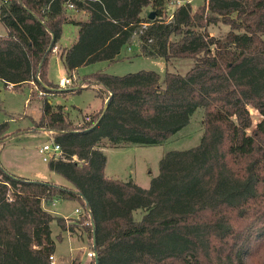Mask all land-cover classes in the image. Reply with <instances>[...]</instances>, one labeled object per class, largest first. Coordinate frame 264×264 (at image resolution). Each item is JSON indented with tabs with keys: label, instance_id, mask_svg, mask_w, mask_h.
<instances>
[{
	"label": "trees",
	"instance_id": "obj_1",
	"mask_svg": "<svg viewBox=\"0 0 264 264\" xmlns=\"http://www.w3.org/2000/svg\"><path fill=\"white\" fill-rule=\"evenodd\" d=\"M201 1L194 11L188 3L176 6L169 18L162 15L165 0H0L4 88L32 83L44 95L93 88L102 99L80 126L63 107L40 101L33 130L47 132L61 150L47 169L72 188L27 180L0 165V264H51L52 221L59 234L87 235L92 264H264V0ZM208 15L228 27L221 38L205 33L214 22ZM63 25L76 27V37L52 53ZM134 35L141 56L190 59L192 67L162 78L152 71L96 72L73 84L79 67L117 62ZM50 55L61 61L65 89L47 79ZM197 109L199 143L164 153L147 189L104 176L102 149L159 144ZM5 132L1 124L0 148L11 137ZM54 199L85 207L86 225L83 218L65 224L41 208Z\"/></svg>",
	"mask_w": 264,
	"mask_h": 264
},
{
	"label": "rangeland",
	"instance_id": "obj_2",
	"mask_svg": "<svg viewBox=\"0 0 264 264\" xmlns=\"http://www.w3.org/2000/svg\"><path fill=\"white\" fill-rule=\"evenodd\" d=\"M172 1L165 0L162 6V15L165 17L169 16L176 7L171 3ZM182 3H188L194 11L202 4V1L182 0ZM146 12L147 10H144L143 13ZM208 16L214 22L207 25L205 33L214 38H221L228 31V27L220 22L218 16ZM3 34L4 30L0 25V35ZM74 36L75 28L66 26L61 43L71 41ZM132 38L138 42L136 35ZM128 47L127 50V46H124L120 53L121 56H130V59L112 63L95 62L81 66L73 74L74 79L96 72L123 76L138 71H152L162 78L165 72L184 75L193 65L190 59L171 58L167 61L162 58L136 59L135 54L138 53V48L133 44ZM56 53L58 54V51ZM46 72L48 80L55 86H58L61 78H67L60 60L54 55L48 58ZM78 83H80L79 79L73 82V84ZM45 99L52 106L63 107L68 120L77 126L86 122L83 121L84 116L102 108V99L96 95L93 88H84L78 93L44 95L32 83L11 90L4 88L0 82V125L5 124V134L11 135L0 148V165L9 173L27 180L45 181L72 188L68 182L47 169V162H43L37 152L44 144H50L51 141L47 132L33 130L41 116L40 101ZM250 115L252 123L255 124L258 116L253 111ZM201 134L202 112L197 109L185 127L159 144L104 148L102 150L105 158L104 176L122 182L131 180L137 187L147 189L151 179L158 174V161L161 156L168 151H181L195 147L199 143ZM45 208L53 216L67 218V224H77L78 219L73 212L74 209L79 208L77 202L54 199L53 206L48 203ZM55 212L57 214L54 215ZM142 214L143 212L139 210L133 212V219L138 221ZM49 229L54 244L52 264H87L88 260H90L88 264H92V260L86 256L90 250V239L84 232H80L77 239H69L63 233L59 234L54 221L50 222Z\"/></svg>",
	"mask_w": 264,
	"mask_h": 264
},
{
	"label": "built area",
	"instance_id": "obj_3",
	"mask_svg": "<svg viewBox=\"0 0 264 264\" xmlns=\"http://www.w3.org/2000/svg\"><path fill=\"white\" fill-rule=\"evenodd\" d=\"M171 3L175 4V6H180L182 5V0H173ZM170 18V15H169ZM56 48L53 47L51 52H55ZM69 84V80L68 79H61L59 80V85L61 87L66 86ZM10 88V87H9ZM38 154L41 156V160L43 162H48L50 159H56L60 153V147L57 144H54L53 142L50 141V144H44L40 149L37 150ZM51 206H53V201L50 203ZM74 214L76 215V219L80 220L81 218L84 219L83 224L86 225L87 223V216H88V211L86 210V208H82L79 207L78 209H74ZM65 224H67V218H63ZM69 234V233H68ZM71 236H74L72 234H69ZM86 256L88 257V259H93L94 258V254L93 251L90 249L89 252L86 254ZM50 261H52V257L49 258Z\"/></svg>",
	"mask_w": 264,
	"mask_h": 264
},
{
	"label": "crops",
	"instance_id": "obj_4",
	"mask_svg": "<svg viewBox=\"0 0 264 264\" xmlns=\"http://www.w3.org/2000/svg\"><path fill=\"white\" fill-rule=\"evenodd\" d=\"M144 10H147V12L150 10L149 8H145V9H143L142 10V12H141V16H144V14H146V13H143L144 12ZM69 14H71L72 12H68ZM72 15V14H71ZM75 17H76V19H78V18H81V19H84L85 18V16H83L82 14H78V15H75ZM66 26H72V25H63L62 26V30H61V35H60V38H59V41L57 42V44H56V46H55V48L57 47L58 49H60V50H62V49H64V48H68L69 46H70V44L74 41V39H75V37H76V27H74V26H72V27H74L75 28V36H74V38L71 40V41H68L67 43H61V41H62V36L64 35V31H65V29H66ZM133 38H131V40L129 41V44L127 45V50L129 49V47L128 46H130L131 44H133V46H136L137 48L139 47V44H138V42H135L134 40H132ZM123 48V47H122ZM121 48V49H122ZM121 49H120V51H119V55H118V57L120 58L118 61H121V60H123V59H126V60H128V59H130L131 57L130 56H127V55H125V56H121ZM58 58V57H57ZM135 58L136 59H144V60H146V59H152V58H149V57H144V56H141L140 55V52H139V48H138V53H136L135 54ZM59 59V58H58ZM60 60V59H59ZM61 62V61H60ZM48 79V78H47ZM61 79H63V78H61ZM60 79V80H61ZM66 79V78H65ZM49 81V80H48ZM58 86L60 87V88H63V87H61L60 85H59V82H58ZM49 103V102H48ZM101 109V108H100ZM99 109V110H100ZM98 110V111H99ZM97 111V112H98ZM96 113V112H95ZM103 150V149H102ZM103 152V151H102ZM3 167V166H2ZM3 169L4 170H6L7 172H9L5 167H3ZM104 172V171H103ZM12 174V173H11ZM14 175V174H13ZM21 178H23V177H21ZM45 182V181H44ZM54 184H56V183H54ZM57 185H59V186H62V185H60V184H57ZM65 187V186H64ZM71 188V187H70ZM78 204V203H77ZM47 204H44V203H41V208L44 210V211H46V212H48L47 210H46V208H45V206H46ZM80 207V206H79ZM49 213V212H48ZM50 214V213H49ZM55 214H57L56 212L54 213V215ZM50 215H52V214H50ZM53 216V215H52ZM54 217H56V216H54ZM63 218H65V217H63ZM62 218V219H63ZM63 235H65L66 237H68L69 239H71V238H78L76 235L75 236H71V235H69L67 232H64L63 233ZM52 261H53V255H52ZM52 261H51V264H52ZM89 261L90 260H88V262H87V264L89 263Z\"/></svg>",
	"mask_w": 264,
	"mask_h": 264
},
{
	"label": "water",
	"instance_id": "obj_5",
	"mask_svg": "<svg viewBox=\"0 0 264 264\" xmlns=\"http://www.w3.org/2000/svg\"><path fill=\"white\" fill-rule=\"evenodd\" d=\"M152 18H153V14H149V15L147 16V19H148V20H152ZM105 103H106V102H104V105H105ZM94 260H95V258H94Z\"/></svg>",
	"mask_w": 264,
	"mask_h": 264
}]
</instances>
